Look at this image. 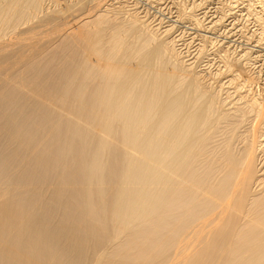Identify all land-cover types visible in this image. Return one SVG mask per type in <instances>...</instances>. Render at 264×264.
I'll return each instance as SVG.
<instances>
[{
    "label": "bare ground",
    "instance_id": "obj_1",
    "mask_svg": "<svg viewBox=\"0 0 264 264\" xmlns=\"http://www.w3.org/2000/svg\"><path fill=\"white\" fill-rule=\"evenodd\" d=\"M125 5L0 0V264H264L251 51L202 73Z\"/></svg>",
    "mask_w": 264,
    "mask_h": 264
},
{
    "label": "rangeland",
    "instance_id": "obj_2",
    "mask_svg": "<svg viewBox=\"0 0 264 264\" xmlns=\"http://www.w3.org/2000/svg\"><path fill=\"white\" fill-rule=\"evenodd\" d=\"M121 1L126 4V8L135 6L140 15L145 14V19L151 25L159 21L162 26L171 24L170 36L174 37V46L184 59L193 61L202 43L201 34L207 36L204 54L200 55V61H195L197 69L202 73H207L208 70L214 73L223 69L219 59V52L223 49L227 48L229 53L232 52L231 55L234 52L240 54L244 49L250 50L253 64L249 71L258 77L255 80L257 85L253 87L256 92L262 93L264 90V30L253 13L255 10L256 14H260L257 0H250L252 5L255 2L254 6L250 4L254 9L251 11L248 10L246 0H118L120 4ZM176 1L185 3L184 6L190 8L199 3L191 12L200 18V28L186 19H177Z\"/></svg>",
    "mask_w": 264,
    "mask_h": 264
}]
</instances>
